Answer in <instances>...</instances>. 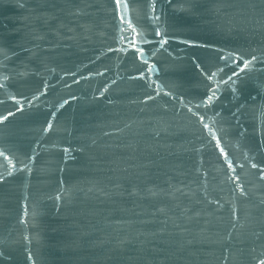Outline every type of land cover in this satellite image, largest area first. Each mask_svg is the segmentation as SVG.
<instances>
[{
  "label": "water",
  "instance_id": "obj_1",
  "mask_svg": "<svg viewBox=\"0 0 264 264\" xmlns=\"http://www.w3.org/2000/svg\"><path fill=\"white\" fill-rule=\"evenodd\" d=\"M0 152V264H260L264 0H0Z\"/></svg>",
  "mask_w": 264,
  "mask_h": 264
},
{
  "label": "snow or ice",
  "instance_id": "obj_2",
  "mask_svg": "<svg viewBox=\"0 0 264 264\" xmlns=\"http://www.w3.org/2000/svg\"><path fill=\"white\" fill-rule=\"evenodd\" d=\"M116 3L119 6L121 3V0H116ZM157 34H159V33H157ZM213 75H215V74L213 73ZM211 99H212V97H209V100H211ZM9 115H12V113H9ZM3 119H7V117H3ZM205 126L207 127V125H205ZM0 155H2V152H0ZM253 167H257V166L254 164ZM260 264H264V260H261Z\"/></svg>",
  "mask_w": 264,
  "mask_h": 264
}]
</instances>
